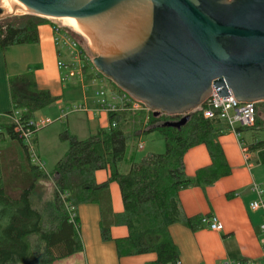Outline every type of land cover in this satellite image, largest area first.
Listing matches in <instances>:
<instances>
[{
	"label": "trees",
	"instance_id": "1",
	"mask_svg": "<svg viewBox=\"0 0 264 264\" xmlns=\"http://www.w3.org/2000/svg\"><path fill=\"white\" fill-rule=\"evenodd\" d=\"M47 22L49 18L25 12L0 18V50L35 43L37 26ZM59 30L75 41L83 38L77 32H68L66 27L59 26ZM77 44L87 55L82 42L77 41ZM82 67L84 69L85 65ZM8 86L11 108L5 115L10 120L4 128L8 137L20 141L26 151L17 125L12 121L14 113L18 112L19 125L24 127L38 109L57 98L48 90L39 89L29 72L11 76ZM258 103L264 101L255 102V106ZM188 114L189 120L180 128H174L161 124L177 120L181 115H153L150 110L144 132L160 131L165 150L149 152L138 162L131 161L124 173L119 172L118 166L125 156L127 136L117 126L109 124L81 139L68 133L60 135L68 146L54 164V189L49 198L42 197L38 183L46 173L33 164L30 165L33 181L17 197L5 192L0 178V264H55L56 260L81 251L76 208L79 204L97 202L109 182L117 183L121 196L122 209L114 215L115 224L125 226L127 233L112 238L109 229L102 227V238L115 241L119 257L154 253L155 259L146 264H175L178 249L169 234V226L176 222L192 224L183 213L178 191L191 185L205 188L231 171L218 142L223 132L220 121L203 118L198 106ZM108 119L109 123L118 124L120 115L108 114ZM258 126L256 106L253 125L237 131L243 143L241 132L250 131L245 143L247 153L256 151L259 160L264 161V138H257L253 133ZM2 136L5 137L0 132V138ZM197 144L205 145L210 163L197 169L191 177L185 174L183 155ZM102 169L108 170L109 175L106 180L97 182L94 174ZM69 213H74V222H70Z\"/></svg>",
	"mask_w": 264,
	"mask_h": 264
},
{
	"label": "water",
	"instance_id": "2",
	"mask_svg": "<svg viewBox=\"0 0 264 264\" xmlns=\"http://www.w3.org/2000/svg\"><path fill=\"white\" fill-rule=\"evenodd\" d=\"M65 21L98 54L94 66L153 115H181L215 90L264 101V0H0Z\"/></svg>",
	"mask_w": 264,
	"mask_h": 264
},
{
	"label": "crops",
	"instance_id": "3",
	"mask_svg": "<svg viewBox=\"0 0 264 264\" xmlns=\"http://www.w3.org/2000/svg\"><path fill=\"white\" fill-rule=\"evenodd\" d=\"M37 36L38 40L35 43L11 45L0 50V117L6 116L5 113L11 108L8 79L25 72L32 73L39 89L48 90L57 98L54 101L56 104L62 103L65 74L60 77L56 67V55H61L58 47L62 46L61 42L57 44L56 38L60 40V35L55 34L52 23L47 22L37 26ZM63 47L69 52L68 61H66L69 63L72 60V49L65 45ZM93 111L100 110L93 108L87 110L85 114L86 124L90 126V122L92 124L94 122ZM103 115L108 118V114ZM131 115L128 119L125 117L124 121L128 123L131 119L132 137H134L143 133L147 125L145 122L142 124V120L136 121ZM220 126L223 129L226 127L221 121ZM33 138L36 144L37 139ZM3 139L5 140V137ZM218 142L231 168L230 173L205 188L191 185L178 191V200L183 213L192 220V224L176 222L169 226V234L178 249L179 264H220L226 259L264 261V232L260 229L264 220V209L252 210L249 207V203L258 198L253 185L264 181V177H261L259 173L261 170L258 171L262 165L258 152H248L245 155L241 148L243 142L230 132L223 131L218 137ZM142 148L141 146L139 149ZM2 155L3 152H0V164ZM127 160L130 164L134 160V154H131ZM209 163L210 158L203 144L189 148L183 155L185 174L191 177L197 169ZM100 173H103V177L97 180L96 177ZM108 175V170L102 169L97 170L94 177L97 182H102ZM110 183L112 182H109L108 186ZM117 187L115 185L112 188L116 195L114 196L115 210L110 220V224L115 227L117 224H115L114 215L122 209L120 191ZM107 188L100 193L97 202L79 204L76 208V222L82 244V250L79 252L83 255L81 264H146L153 261L156 257L154 253L119 257L115 241L102 238L100 197L104 196ZM261 200L264 204V199L261 198ZM202 215H214L221 222L222 229L215 231L205 227L199 221ZM120 226L123 228L119 230L114 228L115 235L110 233L112 238L126 235V227Z\"/></svg>",
	"mask_w": 264,
	"mask_h": 264
},
{
	"label": "rangeland",
	"instance_id": "4",
	"mask_svg": "<svg viewBox=\"0 0 264 264\" xmlns=\"http://www.w3.org/2000/svg\"><path fill=\"white\" fill-rule=\"evenodd\" d=\"M22 12L23 11H16L15 14H20ZM49 20L51 23L68 28V32H72L70 27L65 24V21L54 18H49ZM77 41L79 40L76 38V42ZM84 44L85 46L83 44L82 45L87 48L88 52L86 56L90 58L91 61H89L87 64L83 62L85 67L84 69L82 67L81 77L76 75L67 79H63L65 88L63 91L61 105H58L55 102L46 105L38 109L32 118V120L37 123L44 121V124H39L37 126V130L33 132V137H36L37 139V142L34 146L35 151L38 155V158L43 162L46 173L45 177H40L38 179V183L40 185L39 189L43 198L50 197L52 190L54 189V164L67 150L68 143L66 140L60 139V135L68 133L81 139L87 137L89 134H92L96 131V129L100 127H108L109 125V120L108 118L104 117L103 112L93 111L94 122L93 124L90 122V126L89 124H86V111H73L72 109L81 106H84L86 110L97 108L96 99L98 97L95 96L96 90L103 89L107 93H110L111 91H121V89L118 88L111 79L101 73L94 66L92 62V56L97 55L98 51L87 40H84ZM58 48L61 52V55H56V61H62L63 63H66V61H68L69 52L66 51L63 46H59ZM56 67L60 77L61 75L66 74L67 70L65 68L59 67L58 65H56ZM256 106L260 126H258L257 129L253 131V133L257 138L263 139L264 103H258ZM132 114L133 115H131V112H122V119L117 124V128L121 129L127 136L125 158L118 166V170L121 173L127 171L129 164L127 159L129 156H131V154H134L133 161L138 162L149 152L162 153L165 150L164 136L158 130L146 131L140 135L132 137L133 123L131 124V119L128 123L125 122L124 118L126 117V119H128L131 115L136 121L142 120L141 122L144 124L146 121V112L144 110H138L134 111ZM8 122L9 118L6 116L0 117V132L5 136V140L3 139V136L0 138V152H3L0 164V178L2 180L5 192L12 197H17L20 191L27 188L33 181L30 165L34 164V160L28 156L20 141L10 139L8 137L6 129L4 128V125H6ZM223 131L232 133L227 129V127H225ZM241 136L245 143H247L249 140L250 131L243 130L241 132ZM139 143L143 147L142 149L138 148ZM260 163L262 165L258 171L261 170L259 172L260 176L264 177V161H260ZM101 177H103V173H100L96 179L101 180ZM115 185L118 186L114 182L110 183V188L108 186L107 190L104 192V196L102 195V197H100V203L102 206V227L108 228L110 233L113 235L116 233L114 228L118 230L119 228H123L120 225H116L117 227H115L114 225L110 224L111 217L113 216L112 212L115 210L114 196L116 194L112 191V188ZM257 186L262 193L261 198L264 199V181L259 182ZM82 256L83 255H81L80 252L73 253L56 260L55 264H81Z\"/></svg>",
	"mask_w": 264,
	"mask_h": 264
},
{
	"label": "built area",
	"instance_id": "5",
	"mask_svg": "<svg viewBox=\"0 0 264 264\" xmlns=\"http://www.w3.org/2000/svg\"><path fill=\"white\" fill-rule=\"evenodd\" d=\"M52 29L55 34L60 35V40L56 38L57 44L60 42L61 45H65L68 48L72 49V60L69 63H63L62 61H57L59 67H63L67 70L66 74L63 76L64 79L73 76L81 77L82 66L85 62H89V58L80 51L78 44L75 40L71 39L65 33H62L59 30V25L52 26ZM59 40V41H58ZM84 62V63H83ZM97 109L106 113V114H118L121 115L122 112H131L138 110H144L145 123L148 120L149 111L141 102L132 99L124 91L114 92L111 91L107 93L105 90L100 89L95 91ZM199 112L203 118L207 119H218L221 122H224L227 129L231 131L237 138L239 137L238 128L250 127L254 123L256 106L255 102L239 101L231 95L218 96L215 90H211L209 96L198 105ZM73 111H87L84 106L73 108ZM12 121L17 125V130H19L20 136L24 142L28 156L34 160V164L37 169L44 170L43 162L38 158V155L35 151V144L33 141V132L37 130L39 124H44L43 122L37 123L33 120L28 121L26 126L19 125V116L18 112H15ZM111 126L116 127L117 124L115 121L109 123ZM138 148H141V144H138ZM241 148L243 153L247 154V147L245 144L241 143ZM253 189L256 192L258 199L253 200L249 203V207L252 210L264 209L263 201L261 200V191L257 185H253ZM70 222H74V213H69ZM201 224L205 227L220 231L222 229L221 222L214 215H202L199 218ZM260 229L264 232V220L260 225ZM175 264H179L178 260ZM220 264H264V261H253L249 259H235L230 260L226 259Z\"/></svg>",
	"mask_w": 264,
	"mask_h": 264
},
{
	"label": "bare ground",
	"instance_id": "6",
	"mask_svg": "<svg viewBox=\"0 0 264 264\" xmlns=\"http://www.w3.org/2000/svg\"><path fill=\"white\" fill-rule=\"evenodd\" d=\"M64 23V22H63ZM65 24L68 26V24L65 22ZM69 27V26H68Z\"/></svg>",
	"mask_w": 264,
	"mask_h": 264
}]
</instances>
